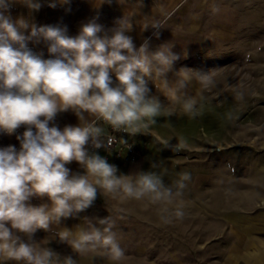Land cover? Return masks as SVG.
Segmentation results:
<instances>
[{
  "label": "clouds",
  "instance_id": "clouds-1",
  "mask_svg": "<svg viewBox=\"0 0 264 264\" xmlns=\"http://www.w3.org/2000/svg\"><path fill=\"white\" fill-rule=\"evenodd\" d=\"M23 2L31 10L41 7L38 0ZM11 3L12 0H0V132L11 135L22 125L26 130L16 137L21 145L19 151L14 146L0 149V264L8 260L59 264L60 257L51 248L34 246L33 235L38 229L48 231L61 218L92 206L98 189L114 199L147 200L157 207L165 224L182 221L190 173L180 174L172 185L156 172L118 175L116 166L98 154L90 155L86 145L91 142L96 149L104 146V127L97 121L129 135L147 133L156 125L164 104L152 94L149 80L157 81L165 97L182 102L185 113L195 118L199 115L197 102L186 89L193 81L205 89L215 87V77L209 71H194L199 76L196 79L181 70L170 82L168 73L173 71L178 57L165 45L150 52L147 40L136 49L132 38L125 34L132 29L130 20L118 21L111 36L100 35L102 26L91 21L71 37L66 28L37 27L23 19L14 22L7 14ZM149 25L157 30L154 34L158 37L163 26L157 22L143 27L147 29ZM29 28L25 35L24 30ZM40 39L48 43V52L54 58L42 59L27 48L29 41ZM110 72L115 74L116 83ZM236 98L243 100L244 93L237 91ZM68 110L81 123L60 130L55 118ZM85 113L96 119L87 122ZM114 139L108 137L107 144ZM169 141L160 139L159 143L177 152L187 147L183 139L174 146ZM72 161L85 169L84 174L70 173L66 165ZM89 176L95 181L90 182ZM44 196L51 201L50 207L29 203L32 197ZM8 223L11 228L6 226ZM98 224L101 227L89 223L87 229L76 233L63 230L57 236L76 254L100 249L112 264H119L125 251L113 230L114 221L106 217ZM12 229L25 234L29 242ZM63 264H77V260L67 256Z\"/></svg>",
  "mask_w": 264,
  "mask_h": 264
},
{
  "label": "rangeland",
  "instance_id": "rangeland-1",
  "mask_svg": "<svg viewBox=\"0 0 264 264\" xmlns=\"http://www.w3.org/2000/svg\"><path fill=\"white\" fill-rule=\"evenodd\" d=\"M228 1L235 12L229 13L226 34L196 40L168 73L170 82L181 70L196 79L194 71L215 77V87L193 81L186 89L199 115L192 118L182 102L148 81L164 108L156 125L139 135L142 159L128 163L160 174L169 185L190 173L185 218L165 224L147 200L101 203L131 211L118 220L141 224L143 231H133L132 238L147 246L122 247L136 256L133 264H140V253L147 264H237L259 249L258 242L264 244V0ZM237 91L244 93L243 100L236 98ZM160 139L171 146L183 139L187 147L177 152L162 147Z\"/></svg>",
  "mask_w": 264,
  "mask_h": 264
},
{
  "label": "crops",
  "instance_id": "crops-1",
  "mask_svg": "<svg viewBox=\"0 0 264 264\" xmlns=\"http://www.w3.org/2000/svg\"><path fill=\"white\" fill-rule=\"evenodd\" d=\"M38 2L41 7L37 11L29 9L23 0H12L7 14L11 16L14 22L23 19L29 25L34 24L37 27L58 26L66 28L67 35L71 37L77 36L82 26L91 21L102 26L103 30L100 35L111 36L117 22L124 18V20H130L132 23L131 31L125 34L132 38L136 49L147 40L150 52H155L165 45V47H171L172 52L177 57L189 53V47H195V41L198 39H217L222 37V33L226 34L229 13L234 14L235 12V9L229 6L228 0H66V2L64 0H38ZM53 3L55 7H50L49 5ZM157 22L163 26L158 30V37L154 34L157 30L153 29L151 25L147 29L143 27L145 24ZM29 32L30 28L24 30L25 35H28ZM27 48L42 59L54 58L49 54L48 43L43 39H40L39 42L36 40L29 41ZM110 76L116 83L115 74L110 72ZM152 82L158 83L157 81ZM85 118L87 122H91L95 117L85 113ZM54 123L60 130H63L65 126H79L81 122L72 110H68L58 113ZM49 126H52V122ZM25 130L26 126L22 125L11 135L0 132V149L14 146L19 151L21 145L16 137L22 136ZM33 130L35 131V129ZM86 149L88 151L87 145ZM66 167L70 169L71 174H84L85 172V169L76 161H72ZM116 167L118 169L117 174L125 176H136L141 173L142 169V165L139 163L120 162ZM88 179L90 182L95 181V177L92 176H89ZM109 199L114 198L105 194L103 189H98L97 198L92 206L71 217L61 218L60 223L51 224L48 231L38 229L31 242L35 243L34 246L37 248H51L60 257L59 264H63V258L67 256H72L73 259L77 260V264H112L102 250L89 249L81 254H76L68 244L60 242L57 236V233L63 230L76 233L81 228L87 229L89 223L101 227L98 221L109 217L115 223L113 230L116 232L121 247L147 246L145 241L142 244L140 239L136 244L132 238L133 231L137 229L140 232L143 231L141 224L138 227L132 222L126 223V221L116 218L118 215L131 214V211L123 209V211H117L116 207L101 204L102 202L107 203ZM29 203L34 207L51 206V201L47 196L32 197ZM6 226L11 228L10 223ZM12 231L19 235L24 242H29L25 234L19 233L15 229ZM257 246L259 249L247 256L246 262H239L240 260L237 259L239 260L237 264H264V244L258 242ZM138 259L140 264L142 262L147 264L146 255L142 256L140 253ZM136 261V256L134 257L128 251V253L125 252V256L119 264H133ZM2 264H24V262L8 260L3 261Z\"/></svg>",
  "mask_w": 264,
  "mask_h": 264
},
{
  "label": "built area",
  "instance_id": "built-area-1",
  "mask_svg": "<svg viewBox=\"0 0 264 264\" xmlns=\"http://www.w3.org/2000/svg\"><path fill=\"white\" fill-rule=\"evenodd\" d=\"M95 119L96 118L93 120ZM97 124L98 126L104 127V135L102 136L104 146L96 149L90 142L87 145L90 155L98 154L106 159L109 164L114 166H117L120 162L133 163L142 159L144 155V147L142 145L143 141L139 137L141 133L129 135L128 133L122 131H114L110 126L104 124L103 121H97ZM108 137L115 138L111 145L107 144Z\"/></svg>",
  "mask_w": 264,
  "mask_h": 264
}]
</instances>
